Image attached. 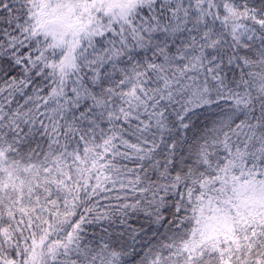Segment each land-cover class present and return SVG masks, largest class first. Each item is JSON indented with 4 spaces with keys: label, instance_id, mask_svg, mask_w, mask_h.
Returning a JSON list of instances; mask_svg holds the SVG:
<instances>
[{
    "label": "snow or ice",
    "instance_id": "snow-or-ice-1",
    "mask_svg": "<svg viewBox=\"0 0 264 264\" xmlns=\"http://www.w3.org/2000/svg\"><path fill=\"white\" fill-rule=\"evenodd\" d=\"M0 264H264V0H0Z\"/></svg>",
    "mask_w": 264,
    "mask_h": 264
}]
</instances>
